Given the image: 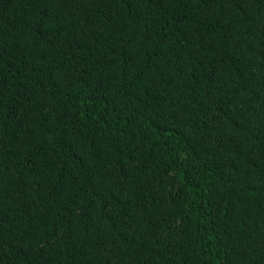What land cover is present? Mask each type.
<instances>
[{
	"label": "trees",
	"instance_id": "trees-1",
	"mask_svg": "<svg viewBox=\"0 0 264 264\" xmlns=\"http://www.w3.org/2000/svg\"><path fill=\"white\" fill-rule=\"evenodd\" d=\"M0 264H264V0H0Z\"/></svg>",
	"mask_w": 264,
	"mask_h": 264
}]
</instances>
